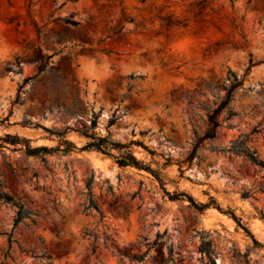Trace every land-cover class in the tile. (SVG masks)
<instances>
[{
  "label": "rangeland",
  "instance_id": "374dc122",
  "mask_svg": "<svg viewBox=\"0 0 264 264\" xmlns=\"http://www.w3.org/2000/svg\"><path fill=\"white\" fill-rule=\"evenodd\" d=\"M246 150L264 166V0H0V192L28 211L0 202V264H264Z\"/></svg>",
  "mask_w": 264,
  "mask_h": 264
},
{
  "label": "trees",
  "instance_id": "16d2710c",
  "mask_svg": "<svg viewBox=\"0 0 264 264\" xmlns=\"http://www.w3.org/2000/svg\"><path fill=\"white\" fill-rule=\"evenodd\" d=\"M165 21H166V26H168L169 20L166 19ZM67 22L73 25L75 24L70 21H67ZM238 85L239 83L236 82L232 88H235ZM229 102H230V95L228 94L226 98L219 104L217 109L214 110L208 116L207 129L204 133L203 139H213L216 136V131H217V128L219 127V123L216 120V116L219 112L227 110ZM64 134L65 133L63 132L62 134L59 135L60 137L59 143L53 151H58L61 153H68L72 151L73 149H75L74 145L71 142L65 140L63 136ZM83 135L90 141L87 144H85V146H83L82 150L94 151V152L102 154L103 156L113 157L111 154L112 150L121 151L126 148L124 146H120L118 144L109 142L106 138L97 137L95 135H86V134H83ZM11 139L14 141H20V142L24 141L25 143L27 142L26 140H19L17 137H11ZM14 143H17V142H14ZM26 151L29 155L36 156V155H39L40 153H45L50 150L47 149L46 147L30 148L29 146H26ZM241 155L244 156L247 159V161L250 162L252 165L259 167V168L264 167L263 163L257 159L254 152L246 150L245 152H242ZM113 158L115 159L116 163L120 167H125V166H133L136 168L141 167L139 166V163L135 160V158L132 156L130 152H122V154L119 157H113ZM144 169H146L152 174L154 173L152 170H149L148 168H144ZM181 196H184V194H177L174 196H169V198L171 200L178 201L180 200ZM186 199H188V201L192 203V199L189 196H186ZM0 202L10 205L16 209L13 226L18 225L19 223L22 222L24 218H27L28 211L24 208V205L18 201H15L11 196L0 192ZM211 205L213 204H206L203 207H209ZM216 209L220 211L219 208H216ZM230 217L237 223V225H239V220L235 216L230 214ZM8 241H10V235L8 236ZM254 244L259 245L257 242H254Z\"/></svg>",
  "mask_w": 264,
  "mask_h": 264
},
{
  "label": "bare ground",
  "instance_id": "6f19581e",
  "mask_svg": "<svg viewBox=\"0 0 264 264\" xmlns=\"http://www.w3.org/2000/svg\"><path fill=\"white\" fill-rule=\"evenodd\" d=\"M128 65V64H127ZM88 67H91L93 69H96L97 71H100V70H104L105 66L103 65H99V66H96L94 64H91V63H86L84 65V68H88ZM127 68V67H126ZM138 118H140L142 121H147L148 120V115L146 113H143V114H140V115H137Z\"/></svg>",
  "mask_w": 264,
  "mask_h": 264
}]
</instances>
